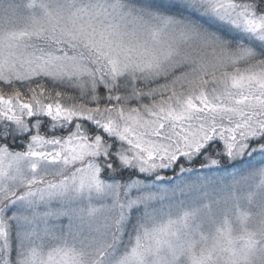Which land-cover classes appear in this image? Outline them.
<instances>
[{
	"label": "snow or ice",
	"instance_id": "1",
	"mask_svg": "<svg viewBox=\"0 0 264 264\" xmlns=\"http://www.w3.org/2000/svg\"><path fill=\"white\" fill-rule=\"evenodd\" d=\"M0 264H264V0H0Z\"/></svg>",
	"mask_w": 264,
	"mask_h": 264
}]
</instances>
